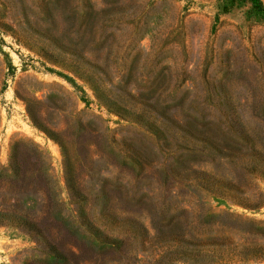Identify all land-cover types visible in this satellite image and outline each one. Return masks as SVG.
Instances as JSON below:
<instances>
[{
	"label": "rangeland",
	"instance_id": "1",
	"mask_svg": "<svg viewBox=\"0 0 264 264\" xmlns=\"http://www.w3.org/2000/svg\"><path fill=\"white\" fill-rule=\"evenodd\" d=\"M48 3L0 0V165L18 143L43 150L66 220L0 224V264H165L170 232L186 239L201 200L217 214L205 238L264 250V12L247 0H89L64 43ZM17 190L0 184V203ZM32 200L24 209L45 215ZM256 254L211 264H264Z\"/></svg>",
	"mask_w": 264,
	"mask_h": 264
},
{
	"label": "trees",
	"instance_id": "2",
	"mask_svg": "<svg viewBox=\"0 0 264 264\" xmlns=\"http://www.w3.org/2000/svg\"><path fill=\"white\" fill-rule=\"evenodd\" d=\"M85 1V4H81L80 0H49L48 4H43L41 8L42 12H52L51 15L55 17V21L53 22L54 24H52L54 26V32L57 31V34L64 43H67L69 37V24H71L74 20H86L89 16L86 10L87 8L90 10L91 7L88 3L89 0ZM247 1H251L257 10L264 12V8L260 0ZM94 24L95 34L93 40L97 43H101L103 39L102 35L99 34L98 31H104L105 28L103 25H101V28H99V20L94 21ZM61 49L65 51L63 46ZM66 52L69 53L71 51L66 49ZM103 61L104 66H109L105 60ZM106 70L107 69L105 68L103 69L104 72ZM27 109L29 115L35 122L29 106H27ZM45 131L47 132V130ZM50 136L62 144V142L53 136V134H50ZM22 155L34 158L32 168L29 171H27V168L24 169L21 166L23 162ZM28 172L31 173L34 183L32 182L31 184H27L25 182L27 178L26 174ZM0 184H6L10 186L12 185L19 189L14 192L11 198H4V202L0 203V224L23 226L30 230L41 232L43 229H46L49 226L57 227L61 224L62 220H66L65 216L63 215V203L58 198L56 183L53 181L50 174V164L44 155V151L40 148H31L25 151L18 143L14 148V155L11 164L7 167L0 165ZM201 188L205 191H208L209 193L212 192L207 187ZM81 195L82 194H80L79 190L76 191V197H78V199L84 204V208H82L83 210H80V217L82 218L81 224L86 226L90 233L96 235L93 233V230L97 227V225L90 221V217L87 213V210L85 209L87 200L81 198ZM29 198H32V201H36L38 205H42V202L46 203L43 204L44 207L48 208V210L45 212V215L41 216L37 212L30 213L24 209L22 201H28ZM8 199H13L14 204H12V206H9ZM38 200H41V202ZM9 208H14V211H8ZM186 212H188V216L184 221L185 231L183 232V235L186 237V239L178 240L175 237L176 232H170V240L173 244H171L168 250L164 252V254L170 252V258L168 259L169 262H166L165 264H211L225 260L232 261L234 259L235 261H244L252 257L250 255L259 256L262 258V255L260 256L259 254H256L260 253V251H264L261 245L253 244L252 246L243 247L244 249L239 250L237 247L226 248L225 245H227V243H225V240H222L221 238H205V228L215 224V218L217 214H215L213 212V208H209L203 200L196 202L193 205V208L191 210H187ZM194 222L195 224L192 226ZM98 233H101L100 230ZM199 236L202 238L198 240ZM196 239L198 240V243H196Z\"/></svg>",
	"mask_w": 264,
	"mask_h": 264
}]
</instances>
